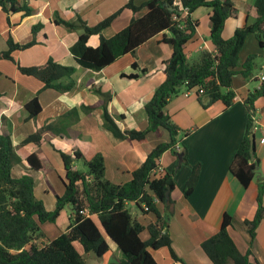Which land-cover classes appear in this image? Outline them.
I'll use <instances>...</instances> for the list:
<instances>
[{
    "label": "crops",
    "instance_id": "0c3cea01",
    "mask_svg": "<svg viewBox=\"0 0 264 264\" xmlns=\"http://www.w3.org/2000/svg\"><path fill=\"white\" fill-rule=\"evenodd\" d=\"M137 6L149 0H134ZM212 1V0H208ZM16 7L31 10L6 12L0 6V53L8 50V41L35 45L13 52L14 61L0 59V133L11 137L18 162L12 169L14 178L30 175L35 181V196L48 211H54L57 198L66 191V170L61 154L74 158L73 169L87 170V162L96 155L105 161V179L116 185L132 180V174L146 161L148 155L160 144L170 142V134L161 129L151 132L143 142L116 138L104 125V101L109 97L108 112L122 131H144L149 127L145 106L155 91L165 81V62L173 54V46L165 43L170 33L158 35L101 71L80 66L71 52L84 29L69 30L62 21L76 23L79 19L89 27H95L105 19L119 13L111 25L103 30L105 38H112L127 28L134 13L125 9L128 0H15ZM237 16L227 20L223 37L231 39L236 30L252 24L258 18L254 0H232ZM18 5V6H17ZM10 9V5L8 6ZM145 10L137 14L141 17ZM209 8H199L193 19L199 21L197 36L186 49L189 61L198 60L203 51L213 52L210 39L211 15ZM186 16V14L184 13ZM35 28L37 29L36 31ZM88 45L97 48L100 36L90 37ZM257 56L256 68L250 80L237 74L233 80L235 98L230 107L216 102L203 107L197 95L184 93L170 100L167 113L181 129L177 151L187 149L186 163L172 151L163 154L159 171L173 175L175 190L174 213L169 219L172 249L181 261L173 259L170 249L151 250L158 264H212L202 244L215 236L225 214L232 217L230 234L239 251H251V261L264 264V219L251 239L246 221L255 217L258 208L260 184H264V147L255 134V159L257 175L248 188H244L231 173V165L245 138L250 113L246 100L251 93L260 90L264 82V49L254 34L249 35L239 56L236 71H242L244 62ZM53 61L64 67L75 68L70 77H63L55 86L70 87L66 92L55 87L45 88L44 83L20 72L19 67L39 68ZM136 64L138 67L134 68ZM144 71H146L144 73ZM258 81L252 86L251 81ZM37 98L41 113L32 118L27 104ZM93 108L92 110H87ZM254 116L264 123V97L255 103ZM51 126V130L46 128ZM40 141L27 140L39 135ZM76 153L83 158L75 159ZM35 155L42 163V170L31 167L28 157ZM200 167L195 191L185 197L184 190L193 168ZM86 168V169H85ZM159 203V202H158ZM264 205V195H263ZM69 211H68V210ZM164 212V205L159 203ZM145 228L143 241L150 239L148 227L155 223L152 214L140 210L133 214ZM97 216H93L96 222ZM70 226V208L64 209L55 223L41 226L48 243L67 232ZM110 250L102 258L85 254L81 244L77 251L84 256L85 264H120L124 255L112 240L107 238ZM116 259L118 263H114Z\"/></svg>",
    "mask_w": 264,
    "mask_h": 264
},
{
    "label": "trees",
    "instance_id": "16d2710c",
    "mask_svg": "<svg viewBox=\"0 0 264 264\" xmlns=\"http://www.w3.org/2000/svg\"><path fill=\"white\" fill-rule=\"evenodd\" d=\"M177 3L178 0H149L137 6L134 0H128L125 9L131 10L135 17L127 28L112 38H105L102 32L121 11L95 27H89L81 19L76 23L62 21L69 30L84 29L71 52L80 66L93 71H101L128 54L134 55L138 48L160 34H171L170 38L165 37L163 40L173 46V54L165 62V81L145 106L149 127L144 131H122L108 112L109 97L103 104L105 128L116 138L143 142L149 133H159L161 129H165L171 139L169 143L160 144L153 149L144 164L132 174V180L123 185H116L105 179V161L100 154L86 163L87 172H81L73 169L74 158L62 153L66 170V191L62 197L57 198L55 210L48 211L35 196V181L32 176L26 174L18 179L13 177L12 169L18 162L15 148L11 137L0 133V264H85V258L77 251L75 244H81L85 254L102 258L110 250L107 238L116 243L123 253L124 259L120 264H158L151 250L163 247L170 249L174 260L181 261L172 249L168 230L175 206L171 197L175 190L174 177L159 171L160 160L165 152L181 154L177 151L181 129L171 120L167 106L174 97L195 88L203 90V93L198 91L195 95L205 108L216 102L223 103L226 108L232 105L235 98L234 77L240 74L245 80H250L256 68L257 56H250L244 62L242 71H236L247 37L254 34L264 49V0H254L258 13L256 21L237 29L228 40L223 37L226 22L237 16L232 0H179L180 5ZM0 6L6 12H32L24 6L16 7L15 0H0ZM202 7L213 11L210 18V39L215 51H203L199 59L192 62L187 58L186 49L196 38L199 25L192 14ZM170 8L174 10L171 11ZM185 9L188 10L186 16ZM143 10L146 13L137 17ZM36 30L35 28L34 31ZM93 35L100 36L97 48L88 45ZM33 45L34 41L20 45L10 39L8 50L0 53V59L14 61L13 52ZM133 67L138 66L134 64ZM19 70L24 75L39 79L45 88L55 87L63 92L70 87L55 86L54 82L75 73V68L64 67L53 61L44 67H19ZM262 97L264 84L246 100L250 113L248 129L231 165V173L244 188H248L257 175V164L252 161L250 137L255 135L252 132L255 103ZM27 109L32 118H36L42 111L37 98L27 104ZM46 129L51 130V126ZM40 136L39 133L27 141H40ZM182 151V162L186 163L187 149L184 147ZM75 155V159L83 158L80 153ZM28 161L33 169L42 170V163L37 156L30 155ZM199 173L200 167L195 166L185 186V197L195 191ZM259 188L257 212L253 220L246 221L252 240L264 219V184L261 183ZM158 202L164 205V212L159 209ZM66 206L70 207L72 214L67 232L43 243L45 235L41 226L55 223ZM133 207L155 217V223L147 228L150 233L148 241L141 238L145 228L131 213L130 209ZM84 211L88 214H83ZM93 216H97L99 224L94 221ZM232 220L229 214L224 215L219 232L202 244L204 251L212 264H259L251 261V251L245 254L239 251L230 234Z\"/></svg>",
    "mask_w": 264,
    "mask_h": 264
},
{
    "label": "built area",
    "instance_id": "2783aa9c",
    "mask_svg": "<svg viewBox=\"0 0 264 264\" xmlns=\"http://www.w3.org/2000/svg\"><path fill=\"white\" fill-rule=\"evenodd\" d=\"M177 5H180L179 0H178ZM184 13L187 15L188 10L185 9L184 10ZM261 81L264 82V75L261 77ZM198 91H200V93H203V90L202 89L195 88V89H192V90H186L184 92V96H186V97L192 96V95L196 94ZM252 132L254 134H256V133H259L260 134L259 139H258V143L261 146L264 147V123H262L261 120L258 119V118H256L255 116L253 117V122H252ZM145 209L148 210L147 207ZM82 213L83 214H88L87 211H84Z\"/></svg>",
    "mask_w": 264,
    "mask_h": 264
},
{
    "label": "water",
    "instance_id": "95a60500",
    "mask_svg": "<svg viewBox=\"0 0 264 264\" xmlns=\"http://www.w3.org/2000/svg\"><path fill=\"white\" fill-rule=\"evenodd\" d=\"M171 11H173L174 9L173 8H170ZM250 141H251V155H252V160L255 159V145H256V142H255V136H251L250 137ZM184 156V154H180L179 157H180V161L182 160V157ZM170 195V191H168V197Z\"/></svg>",
    "mask_w": 264,
    "mask_h": 264
},
{
    "label": "rangeland",
    "instance_id": "374dc122",
    "mask_svg": "<svg viewBox=\"0 0 264 264\" xmlns=\"http://www.w3.org/2000/svg\"><path fill=\"white\" fill-rule=\"evenodd\" d=\"M251 85H252V86H256V85H258V81H255V80L251 81ZM85 169H86V168H85ZM81 170H82V171H86V172L88 171V169H87V170L81 169ZM66 208H68V206H66L64 209H66ZM69 208H70V207H69ZM64 209H63V210H64ZM63 210H62V211H63ZM67 210H68V209H67ZM68 211H69V210H68ZM130 211H131L132 214H134V213L138 212V208L133 207L132 209H130ZM71 215H72V214H71V209H70V219H71ZM95 219H96V222L99 224V220H98L96 217H95ZM113 262H114V263H118V261H116V259H114Z\"/></svg>",
    "mask_w": 264,
    "mask_h": 264
}]
</instances>
